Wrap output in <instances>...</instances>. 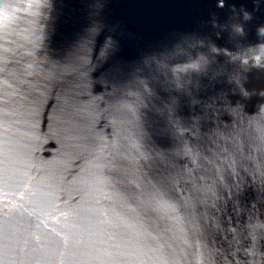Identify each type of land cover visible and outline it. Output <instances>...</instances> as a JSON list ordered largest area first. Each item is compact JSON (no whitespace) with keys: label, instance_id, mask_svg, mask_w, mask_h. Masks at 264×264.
I'll list each match as a JSON object with an SVG mask.
<instances>
[{"label":"water","instance_id":"water-1","mask_svg":"<svg viewBox=\"0 0 264 264\" xmlns=\"http://www.w3.org/2000/svg\"><path fill=\"white\" fill-rule=\"evenodd\" d=\"M261 28L264 0H0V264H264Z\"/></svg>","mask_w":264,"mask_h":264},{"label":"clouds","instance_id":"clouds-1","mask_svg":"<svg viewBox=\"0 0 264 264\" xmlns=\"http://www.w3.org/2000/svg\"><path fill=\"white\" fill-rule=\"evenodd\" d=\"M222 2H223V0H221V3ZM246 15H248V14L246 13ZM261 31L264 32V28H261ZM193 66H195V65H193ZM249 251H251V250H249Z\"/></svg>","mask_w":264,"mask_h":264}]
</instances>
